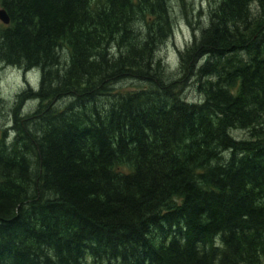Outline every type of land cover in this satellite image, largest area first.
<instances>
[{"label": "trees", "instance_id": "trees-1", "mask_svg": "<svg viewBox=\"0 0 264 264\" xmlns=\"http://www.w3.org/2000/svg\"><path fill=\"white\" fill-rule=\"evenodd\" d=\"M208 1L174 76L169 0H0V62L40 72L0 136V264H264V0Z\"/></svg>", "mask_w": 264, "mask_h": 264}, {"label": "rangeland", "instance_id": "rangeland-1", "mask_svg": "<svg viewBox=\"0 0 264 264\" xmlns=\"http://www.w3.org/2000/svg\"><path fill=\"white\" fill-rule=\"evenodd\" d=\"M169 10L172 19L171 35L158 48V56L161 57L170 72H174V76L178 75L176 69L178 66V55L192 39L198 25L207 22L210 4L208 0H169ZM1 8V7H0ZM0 23H2L0 21ZM40 80V72L38 69L29 71L22 70L18 67L9 66L0 62V136L5 132L7 139L11 141L14 136L12 130V114L11 109L15 105L17 95L30 88H36ZM188 83V84H187ZM139 82L125 81L118 83L117 88L133 89ZM190 80L184 85L182 98L190 102L199 101V93L195 86L190 85ZM37 105L36 100H25L22 106V114H28L34 111ZM233 134L238 139L247 137L244 130H234Z\"/></svg>", "mask_w": 264, "mask_h": 264}, {"label": "water", "instance_id": "water-1", "mask_svg": "<svg viewBox=\"0 0 264 264\" xmlns=\"http://www.w3.org/2000/svg\"><path fill=\"white\" fill-rule=\"evenodd\" d=\"M0 21L3 24H8L10 21L9 15L7 14L6 10L4 8H0Z\"/></svg>", "mask_w": 264, "mask_h": 264}]
</instances>
